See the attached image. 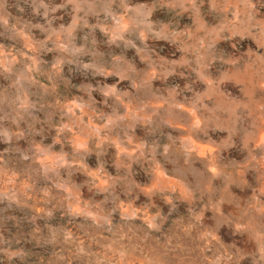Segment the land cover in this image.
<instances>
[{
	"label": "clouds",
	"instance_id": "9594fccd",
	"mask_svg": "<svg viewBox=\"0 0 264 264\" xmlns=\"http://www.w3.org/2000/svg\"><path fill=\"white\" fill-rule=\"evenodd\" d=\"M262 132L264 0H0V264H264Z\"/></svg>",
	"mask_w": 264,
	"mask_h": 264
},
{
	"label": "rangeland",
	"instance_id": "374dc122",
	"mask_svg": "<svg viewBox=\"0 0 264 264\" xmlns=\"http://www.w3.org/2000/svg\"><path fill=\"white\" fill-rule=\"evenodd\" d=\"M223 43V42H222ZM260 141H264V132L261 133L260 135ZM189 142L191 144V147L194 151H197L199 153V156L202 158V159H206L208 160L209 162V165H210V171L212 172H215L216 171V167H215V164H216V159H215V156H216V149L210 145V144H202V143H198L195 141L194 138H190L189 139ZM161 178L162 179H167V177H165L163 175V173L160 174ZM5 177L3 174H0V189H2L3 187V184L5 182ZM9 183H15L16 180H21L22 183H21V187L22 189H27L28 185H27V182L26 181H23L22 180V177H8L7 178ZM101 183L103 184L104 182L101 181ZM31 199V197H29ZM28 209L27 208H24V209H21L20 212H18V215L19 214H27L28 213ZM36 212L38 213H41L44 211V209L40 208V207H37L35 209ZM75 211L77 212H82L84 211L83 208H80V207H77L75 209ZM125 211H128V212H135V211H138L137 209H133V208H126Z\"/></svg>",
	"mask_w": 264,
	"mask_h": 264
}]
</instances>
